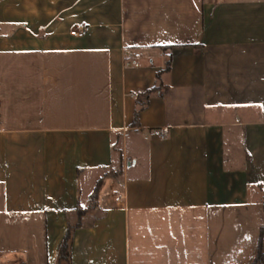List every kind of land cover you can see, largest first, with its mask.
Returning a JSON list of instances; mask_svg holds the SVG:
<instances>
[{"label":"crops","instance_id":"obj_1","mask_svg":"<svg viewBox=\"0 0 264 264\" xmlns=\"http://www.w3.org/2000/svg\"><path fill=\"white\" fill-rule=\"evenodd\" d=\"M76 224L70 264L254 261L264 0H0V264Z\"/></svg>","mask_w":264,"mask_h":264},{"label":"trees","instance_id":"obj_2","mask_svg":"<svg viewBox=\"0 0 264 264\" xmlns=\"http://www.w3.org/2000/svg\"><path fill=\"white\" fill-rule=\"evenodd\" d=\"M169 69V61L167 62L165 66V70ZM158 77V75H157ZM159 93L161 92V86L157 85L150 90H147L141 94L135 95V102H136V109L134 112V117H133V125H137V120H138V115L139 113L148 105V100L151 94L153 93ZM95 187L92 195H91V206L95 203L97 200V195H98V186ZM83 210H79V215L82 216ZM79 224H76L73 227H69L63 241L60 245L59 251H58V262L59 263H64V264H70V251H71V243H72V235H73V230L78 228ZM264 238V228H261L260 230V244L259 248L257 250V254L255 256L254 261L251 264H264V252H262V239Z\"/></svg>","mask_w":264,"mask_h":264},{"label":"built area","instance_id":"obj_3","mask_svg":"<svg viewBox=\"0 0 264 264\" xmlns=\"http://www.w3.org/2000/svg\"><path fill=\"white\" fill-rule=\"evenodd\" d=\"M88 32L87 26H80L75 28L70 32V35L76 38H83ZM129 60L125 61L123 66L124 68H136L138 67L137 59L139 58V53L133 50H127L126 52ZM156 135L159 139H165L168 135V131L166 129L156 130Z\"/></svg>","mask_w":264,"mask_h":264}]
</instances>
